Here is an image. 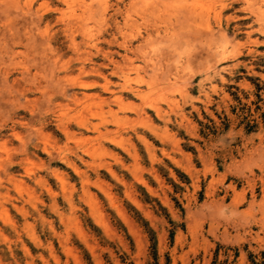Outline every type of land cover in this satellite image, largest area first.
Segmentation results:
<instances>
[{
  "label": "rangeland",
  "instance_id": "obj_1",
  "mask_svg": "<svg viewBox=\"0 0 264 264\" xmlns=\"http://www.w3.org/2000/svg\"><path fill=\"white\" fill-rule=\"evenodd\" d=\"M262 230L264 0H0V264H232Z\"/></svg>",
  "mask_w": 264,
  "mask_h": 264
},
{
  "label": "crops",
  "instance_id": "obj_2",
  "mask_svg": "<svg viewBox=\"0 0 264 264\" xmlns=\"http://www.w3.org/2000/svg\"><path fill=\"white\" fill-rule=\"evenodd\" d=\"M248 200H249V194L246 197V201ZM251 231L254 232L256 230L252 228ZM260 234L264 235V231L262 230ZM231 248L235 253H237L234 257V260L232 261V264H238L237 257L240 251L244 253V256H245L244 264H264V249L260 248L259 245L257 246L256 244H252V243H246V244L242 243L241 246L234 245V246H231ZM223 250H225V248H223ZM249 260H251V262Z\"/></svg>",
  "mask_w": 264,
  "mask_h": 264
}]
</instances>
